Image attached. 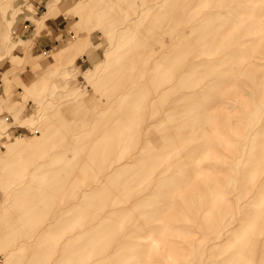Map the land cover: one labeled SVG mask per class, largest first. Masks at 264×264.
<instances>
[{"label":"rangeland","instance_id":"rangeland-1","mask_svg":"<svg viewBox=\"0 0 264 264\" xmlns=\"http://www.w3.org/2000/svg\"><path fill=\"white\" fill-rule=\"evenodd\" d=\"M213 13L216 16L221 14L220 18L214 17L215 14L211 17ZM263 24L264 0H0V264L65 263L61 246L69 235H66V229L75 235L88 227L112 228L117 215L127 211L132 214L125 224L129 227H125L123 233L131 236L136 247L121 264H248L249 256L264 242V223H260L264 222V204L245 188L246 183L251 181L250 186L257 189L258 181L248 179L243 172L254 165L232 159L227 151L218 153L209 150L203 155L195 173H198L196 176H199L208 198L191 194L186 179L190 175L192 161L188 150L196 142L190 136L191 127L204 116V109L209 105L208 88L217 82L214 80L217 69L214 68H220V60L230 58V51L241 40L242 52L248 45L246 50L252 53L244 52L247 59L240 61L239 72H262L264 54L246 39L251 37L255 40L259 35L264 36V31L260 30ZM199 26L200 29L205 28L201 31ZM208 26L210 31H207ZM233 36L237 43H233ZM225 37H232L234 46ZM179 39L183 46L186 41L190 45L186 44L190 48L187 56L189 63L182 67L181 95L185 100L181 98V104H176H180L182 109L176 122L180 123L178 130L183 134L175 140L168 138L167 143H170L171 150L180 148L171 160L183 163L186 159V162L182 171L178 168L156 169L148 177L149 162L139 161L138 158L145 156L152 147L154 153L162 152L161 143L165 139L160 133L156 134L155 124H147L150 106L147 95L153 86L152 83L146 85V78L155 65L164 63L165 57L159 53L168 51V48H161L162 40L170 43ZM177 73L181 75L180 71ZM243 77L237 76V81L229 78L219 80L218 83L226 87V92L230 94L221 109L238 117L239 131L250 136L264 124V100L257 106L248 105L255 100L256 94L242 80ZM144 83L147 86L145 89L142 87ZM190 85H193L192 88ZM191 90L194 91L193 98L189 96ZM243 146L238 151L241 156L247 150ZM174 158L177 160L174 161ZM44 163L48 165L41 171H47L49 177L56 172L55 178L66 179L62 193L64 200L54 201L56 195L49 201L47 199L48 202L45 201L43 207L29 218L28 226H23L21 222L8 226L5 206L20 190L23 191L21 203L22 200L26 203L24 207L30 206L23 198L26 192L34 196V202L42 199L43 196L38 199V184L33 172L38 169L37 164ZM53 163L58 164L55 166ZM60 167L63 170L57 171ZM181 176L187 178L182 179ZM211 179L213 182L220 179L221 190L229 203L228 208L219 209L218 220L213 219V212L220 195ZM62 201L68 205L66 219L60 216L62 212L57 213L55 218H49L45 209ZM168 201L173 203L176 213L173 220L168 221V234L172 235L171 242L176 240L175 244L184 248L182 251L185 252L177 258L172 257L167 250L169 248L156 238L166 223L167 215L163 218V211ZM247 210L253 211L256 217L252 215L247 222H243ZM191 211L195 214L193 219L188 216ZM97 218H102L103 223L95 224ZM60 219L64 221L62 226ZM57 228L58 231H65L61 230L55 245L47 236ZM254 234L256 236L252 241ZM216 236L218 239L214 240ZM147 244H152L150 257L153 259L139 256L138 247ZM216 251L225 254L217 256L222 258L220 262L216 259ZM102 252V248L88 249L90 257L82 256L81 263H105L106 259H94V255ZM116 253L113 263L120 262L121 256ZM243 256L245 260L241 261ZM71 264H77V261L73 260ZM256 264H261V260Z\"/></svg>","mask_w":264,"mask_h":264},{"label":"bare ground","instance_id":"bare-ground-1","mask_svg":"<svg viewBox=\"0 0 264 264\" xmlns=\"http://www.w3.org/2000/svg\"><path fill=\"white\" fill-rule=\"evenodd\" d=\"M119 1V0H118ZM121 1V0H120ZM127 1V0H126ZM192 1V0H191ZM196 1V0H194ZM206 1V0H205ZM116 2V1H115ZM182 2V1H181ZM180 2V3H181ZM184 2V0H183ZM224 2V1H223ZM117 3V2H116ZM120 3V2H119ZM123 3V2H122ZM180 3H179V6H180ZM192 3V2H190ZM188 3V4H190ZM125 4V3H124ZM186 5V4H185ZM220 5V4H219ZM121 6V5H120ZM124 6V5H123ZM187 6V5H186ZM69 7V6H68ZM126 7V6H125ZM203 7V6H202ZM125 10V9H124ZM220 10V9H219ZM223 10V8H222ZM227 10V9H226ZM224 10V11H226ZM208 11V10H207ZM223 11V12H224ZM217 12V11H216ZM215 12V13H216ZM203 13V12H202ZM211 14V17H213V15L215 14ZM220 13V12H219ZM258 13V11H257ZM116 14V13H115ZM120 14V13H119ZM208 14V13H207ZM218 14V13H217ZM117 15V14H116ZM187 15V14H186ZM206 16V14H204ZM203 15V16H204ZM221 14H219L220 16ZM118 16V15H117ZM200 16V15H199ZM209 16V15H208ZM219 16H216V14L214 15V17H219ZM108 17L110 18V16L108 15ZM113 17V16H112ZM211 17H209L210 19H212ZM115 18V17H114ZM220 18V17H219ZM108 19V18H107ZM202 19V18H200ZM214 19V18H213ZM197 20V19H196ZM208 20V19H207ZM206 20V21H207ZM116 21V19H115ZM217 21V20H216ZM208 22V21H207ZM211 22V21H210ZM258 22V21H257ZM256 22V23H257ZM218 23V22H217ZM202 24V23H201ZM207 24V23H205ZM222 24V23H220ZM255 24V22H254ZM204 25V23H203ZM264 25V24H263ZM198 26V25H197ZM217 26V25H216ZM257 26V25H256ZM176 27V26H175ZM203 27V26H202ZM205 28V26L203 27V29ZM231 28V27H230ZM237 28V27H236ZM199 30H203V29H200V26L198 28ZM255 29V28H254ZM258 29V28H257ZM206 30V29H205ZM226 30V28H225ZM230 31V29H228ZM262 32L264 31V27H262L260 29ZM197 31V30H196ZM207 31H210L209 30V26H208V29ZM259 31V30H258ZM200 31H198L199 33ZM214 32V30H213ZM225 32V31H224ZM222 32V33H224ZM245 32V31H244ZM243 32V34H244ZM247 32V31H246ZM254 32V31H253ZM227 33V32H226ZM256 33V30L255 32ZM253 33V34H254ZM189 34V33H188ZM203 34V33H201ZM212 34V33H211ZM228 34V33H227ZM227 34L225 36H227ZM241 34V33H240ZM242 34V35H243ZM261 34V33H260ZM247 35V34H245ZM257 35V34H256ZM201 36V35H200ZM220 36V35H219ZM223 36V35H222ZM228 36H231V35H228ZM249 36V35H248ZM165 37V36H164ZM202 38L204 36H201ZM212 37V35H211ZM235 36H233L234 38ZM243 37V36H242ZM247 37V36H246ZM201 38V39H202ZM214 38V37H213ZM224 38V36H223ZM226 38V37H225ZM239 38V37H238ZM241 38V36H240ZM245 38V37H243ZM166 39V37H165ZM169 39V38H167ZM204 39V38H203ZM219 39V38H218ZM226 39H229L231 44H233L234 42H236L235 39L233 40L232 37L230 39L229 38H226ZM206 40V38L204 39ZM211 40V38H210ZM232 40H233V43H232ZM240 40V39H239ZM181 39H179L177 42L175 41H169L170 43L166 42L165 40L163 41L162 40V45H161V48L163 47H166L168 48V51H164V52H161L159 53L160 56H164L165 59H164V63L162 65H158L150 70L151 73L148 74V81L146 82V85L149 83H152V88L150 89L149 93H148V100L150 102V106H148V118H147V124H149L150 126L152 124H155L157 126L156 128V134L157 132L160 133L161 135H163V139H165V142H162L161 144L163 145V148H162V152H160L159 154H156L154 153V148L152 147V149H149V152L146 153L145 156L143 157H139V161H142V160H145L146 162H149L148 164V172H147V176L148 177H151L153 172L156 170V169H166L169 170L171 168H178L180 171L183 170L184 166H185V163L186 162V159L183 163H179L178 160L176 158H174V161L175 159L177 161L173 162V160H171V158H173L172 156L176 154V152H178V148L179 147H176L175 150H171L169 147H170V143L168 142L167 143V140L168 138H171L173 140H175V138H177L178 135L180 134H183L182 132H180L178 130L179 126H180V123L179 122H176L177 119L180 118V115L182 114V109H181V106H180V102H181V98L184 99L181 95V87H182V77H183V73H182V67L186 64L187 62V56L189 55V52H190V48L187 46L189 45V42L187 44V41L186 43H184L185 45L183 46L181 44ZM197 41V40H196ZM208 41V40H206ZM238 41V40H237ZM241 41V40H240ZM238 41V46L236 47H232L233 49L230 51V58H227L226 61L225 59L224 60H220L218 62V65H220V68H214L216 70V76L214 77V80H216L217 82L213 85L212 83V87L208 88L210 89L209 90V97L208 98V103L209 105L206 106V108L204 109V116L200 119H198L196 122H195V125L191 127V131H190V136H192V138L194 139V141H196L194 143V147L191 145V148H189L188 150V154L189 156H191L192 158V161L189 165V167L191 168L190 169V175L188 177V180L186 179L187 175L186 176H183L185 177L184 179H186V186L189 188V192L193 195H196V196H204V197H207L208 196V193L207 191L203 188L202 186V183L200 181V178L199 176L197 177L196 175L198 174H195L197 172V167L199 166L200 164V160L202 161V157L205 153H207L209 150H212L213 152H229V154L231 155V158L232 159H239L243 162H246L248 164H250L249 166H253L250 167V168H247V169H244L243 172L246 174V177L248 179H252L254 181H258L257 182V191L254 190L251 186H250V182L246 183V189H247V192H250L252 194V192L255 194L254 196H256L260 202L262 204H264V124L263 125H259L260 127L255 131V132H250L251 135H246V136H249V138H247L244 133L240 132L239 131V127H238V123H239V118L238 117H235V116H232L230 115L228 112L226 111H223L221 108H223L224 106V102L226 99H228L230 96V94H228L226 92V87H223L220 85L219 80H221V78L223 79H233L234 81H237L235 78L239 75H244L243 77V81L250 87V89L252 90L253 93L256 94V97L254 98L255 100L252 101L250 104H248L249 106H257L260 104V102L262 100H264V70L260 73H253L251 71H248V70H245V71H248V72H245L246 74L244 73H240L239 70L241 71V69H239L238 65L239 63H241L240 61L244 59H247V56L244 54L245 51H247V47L248 45H246L247 47H243L245 48V51L242 52L241 50V46L240 44L242 42ZM179 42V43H178ZM211 42V41H210ZM217 42H220V43H223V41H217ZM226 45L228 44V41H226ZM245 42V41H244ZM246 42L247 43H252V47L255 48V49H258L260 50L263 54H264V36H261L259 35V38L258 39H255L253 40L251 37L250 38H247L246 39ZM206 42H204L205 44ZM215 43V42H214ZM237 43V42H236ZM246 43V44H247ZM210 44V43H209ZM208 44V45H209ZM213 44V42H212ZM219 44V43H218ZM223 44H221L220 46H222ZM190 46V45H189ZM207 46V44H206ZM205 46V47H206ZM216 46V45H215ZM231 46V45H230ZM234 46V44L232 45ZM245 46V45H244ZM184 47V48H183ZM198 47V46H197ZM202 48V47H201ZM207 48V47H206ZM220 48V47H218ZM226 48V47H225ZM250 48V47H249ZM248 48V49H249ZM253 48H250V49H253ZM22 49V48H21ZM205 49V48H204ZM221 50V49H219ZM228 50V49H227ZM230 50V48H229ZM244 50V49H243ZM254 50V49H253ZM197 51V50H196ZM208 51V50H207ZM222 51V50H221ZM219 51V53L221 52ZM204 52V51H203ZM216 52V51H215ZM250 52V50H249ZM249 52L247 51V53L249 54ZM257 52V51H256ZM259 52V51H258ZM194 53V52H193ZM205 53V52H204ZM218 53V52H217ZM223 53V52H222ZM225 53V51H224ZM223 53V54H224ZM229 53V52H228ZM246 53V54H247ZM252 53V51L250 52ZM245 56H244V55ZM254 54V53H253ZM192 55V53H191ZM212 55V54H210ZM226 55V54H225ZM229 55V54H228ZM243 55V57H242ZM250 55V54H249ZM249 55H248V58H249ZM194 56V54H193ZM219 56V55H218ZM252 56V55H251ZM191 57V56H190ZM197 57V56H196ZM207 57V56H206ZM246 57V58H245ZM204 58V57H203ZM214 58V57H213ZM189 59V58H188ZM208 59V58H207ZM216 59V57H215ZM218 59V57H217ZM223 59V58H222ZM250 59V58H249ZM264 59V58H263ZM190 60V59H189ZM191 60H194V58H191ZM156 63V61H154ZM192 62V61H191ZM196 62V61H194ZM189 63V62H187ZM209 63V62H208ZM213 64V63H212ZM217 64V63H215ZM242 64V63H241ZM188 65V64H187ZM200 65V63H199ZM214 65V64H213ZM207 66V65H206ZM216 66V65H214ZM223 66V67H222ZM213 67V66H212ZM209 68V67H208ZM211 68V67H210ZM202 69V68H201ZM177 71H180L181 75H179V73H177ZM210 72V71H209ZM215 73V72H214ZM205 75V74H203ZM207 76V74H206ZM191 77V76H190ZM205 77V76H204ZM211 78V77H209ZM228 79V80H229ZM208 80V78H207ZM230 82V81H229ZM198 83V82H197ZM202 83V82H201ZM204 83V82H203ZM207 83V82H205ZM222 84V83H221ZM229 84V83H228ZM232 84V83H231ZM144 85L142 86L143 89H145L147 86ZM193 86V85H192ZM192 86L190 85V87L192 88ZM197 88V87H196ZM149 89V88H148ZM196 91V90H195ZM201 91V90H200ZM206 91V90H205ZM146 92V91H145ZM199 92V91H198ZM239 92V91H238ZM204 93V92H203ZM239 94V93H238ZM258 95V97H257ZM189 96H191L193 98L194 95V91L191 90L189 92ZM240 99V97H239ZM247 99V98H246ZM185 100V99H184ZM183 100V102H184ZM204 100H207V99H204ZM207 102V101H206ZM180 103L179 105L176 106V104ZM149 105V104H148ZM184 105V104H183ZM239 105V104H238ZM260 107V106H259ZM244 108V107H243ZM226 109V108H225ZM189 110V109H188ZM239 110V109H238ZM241 111V110H240ZM260 111V110H259ZM186 112V111H185ZM191 113V112H190ZM200 113V112H198ZM262 114V113H261ZM260 114V115H261ZM264 114V113H263ZM178 117V118H177ZM244 118H245V115H244ZM246 119V118H245ZM189 122V121H188ZM264 122V120H263ZM244 123V122H243ZM190 125V124H189ZM145 126V124H144ZM187 128V127H186ZM145 129V127H144ZM254 129V127H253ZM252 129V130H253ZM228 132V133H226ZM151 133V131H150ZM152 135V133L150 134V136ZM158 135V134H157ZM149 136V135H148ZM148 138V137H147ZM243 138H245L243 140ZM149 139V138H148ZM156 140L159 142V138L156 137ZM178 140V139H177ZM176 141H173V143L177 142ZM189 140V139H188ZM153 141V139H152ZM182 141H185V139H182ZM250 142V143H249ZM12 143V142H11ZM142 145V143H141ZM244 145V149H247L249 150V152H246L247 150H245V154L243 156H241L240 153H238L239 151V148H241V146ZM180 149V148H179ZM138 152V151H137ZM136 152V153H137ZM210 153V152H209ZM114 154V153H113ZM225 155V154H224ZM181 156V154H180ZM209 157V156H208ZM229 157V156H228ZM131 159V157L129 158ZM134 159V158H133ZM137 158L134 159V160H138ZM53 160V158H52ZM189 160V159H188ZM131 162V161H129ZM54 164V163H53ZM58 164V163H57ZM56 163L54 164L55 166L57 165ZM243 164V163H242ZM48 164H40L36 166V168H38L36 171L33 172V178L37 180V191L39 193L38 195V199L40 196H43L41 200H38L37 202H34V196L33 195H30L29 192H26L23 194V198L24 199H27L28 202L30 203V206L29 207H24V205H26V203H23V200H22V203H21V199L22 197L20 198V195L21 193L23 192L22 190H20V193L17 194V196H15L11 201L7 202L6 203V210L4 212L5 216H6V219H7V223H8V226H15V224L17 223H20L23 225V226H28L27 222L29 220L30 217L33 216V214L39 209V208H42L43 205L45 204V201H48L53 199L55 197V195L57 196L55 198L54 201L58 200L60 202V200H64L63 199V196H62V193L65 189V182H66V179L64 177L60 178H55L56 176V172L52 175H50L49 177V173L47 171H41V170H44V168L47 166ZM108 165V164H107ZM118 166V165H117ZM122 166V165H121ZM206 166V165H205ZM207 167V166H206ZM242 167V165H241ZM240 167V168H241ZM244 167V165H243ZM113 168V167H112ZM225 168V167H224ZM62 167H60L59 169H57V171H61ZM177 169V170H178ZM206 168H204L205 170ZM239 169V168H238ZM63 170V169H62ZM166 170V171H167ZM178 170V171H179ZM241 170V169H239ZM238 170V171H239ZM179 171V172H180ZM170 172V171H169ZM186 172V171H185ZM188 172V173H189ZM118 173V172H117ZM187 173V172H186ZM120 174V173H119ZM169 174V173H168ZM176 174V173H175ZM178 174V173H177ZM176 174V175H177ZM218 174V173H217ZM68 175V174H67ZM125 175V174H124ZM172 175V174H171ZM181 175V174H180ZM183 175V174H182ZM54 176V178H53ZM211 176V174H210ZM222 176V174H221ZM182 177V176H181ZM182 177V179H183ZM218 177V176H217ZM53 178V179H52ZM240 179V177H237ZM180 179V178H179ZM140 180V179H139ZM138 180V181H139ZM206 180V179H204ZM203 180V181H204ZM95 181V180H94ZM181 181V180H180ZM179 181V182H180ZM248 181V180H247ZM183 182V181H182ZM211 182L213 185L216 186V190L218 189V194L220 195L219 196V199H218V204L217 206L215 207L214 209V212H213V216H214V220H218L217 217L220 215V210H222L221 208L222 207H226L228 208L229 207V203L228 201L226 200L225 198V195L223 193V191L221 190L222 188V184L220 182V179H218L217 181H214L213 182V179H211ZM240 182V181H239ZM117 183V182H116ZM158 183V182H157ZM178 183V181H177ZM185 183V182H184ZM206 183V182H205ZM237 184V183H236ZM252 184V183H251ZM255 184V182H254ZM156 185V184H154ZM171 185V184H170ZM181 185V184H179ZM168 186V185H167ZM178 186V185H177ZM176 186V187H177ZM183 186V185H182ZM211 186V185H210ZM241 186V184H240ZM161 187V186H160ZM175 187V186H174ZM254 187V188H256ZM143 188V187H142ZM154 188V187H153ZM178 188V187H177ZM183 188V187H182ZM211 188V187H210ZM215 188V187H214ZM150 189V188H149ZM152 189V188H151ZM167 189V188H166ZM171 189V188H170ZM223 189V188H222ZM119 190V189H118ZM108 191V190H107ZM105 190V192H107ZM151 191V190H150ZM153 191V190H152ZM165 191V189H164ZM187 191V190H186ZM241 191V190H240ZM255 191V192H254ZM115 192V190H114ZM168 192V191H166ZM116 193V192H115ZM148 193V192H147ZM161 193V192H160ZM165 193V192H163ZM185 193V191H184ZM112 194V193H111ZM146 194V193H144ZM170 194V193H169ZM187 194V193H185ZM184 194V195H185ZM238 194V193H237ZM241 194V193H240ZM118 195V194H117ZM179 195V194H178ZM183 195V193H182ZM235 195V194H234ZM243 195V194H242ZM108 196V195H107ZM157 196V195H156ZM190 196V195H189ZM188 196V197H189ZM240 196V195H239ZM120 197V196H119ZM133 197V196H132ZM174 197V195H173ZM176 197V195H175ZM181 197V195H180ZM245 197V196H244ZM101 198V197H100ZM141 198V197H139ZM186 198V197H185ZM197 198H200V197H197ZM208 198V197H207ZM241 198V196H240ZM250 198V197H249ZM123 199V198H122ZM164 199V198H163ZM175 199V198H174ZM177 199V198H176ZM105 200V199H104ZM198 200V199H197ZM47 201V202H48ZM106 201V200H105ZM187 201V200H186ZM239 201V199H238ZM242 201V200H241ZM133 202V201H131ZM169 204L167 205V207L164 209V217L165 218V215H167V219H166V223L164 224V227L162 228V232L158 234V236L156 235V238L160 241H162V244L164 246H167V250H169V252H171V256L172 257H180L182 255V253H185L183 252L182 250V247H179L177 244H175V242H171V238H172V235H169V227H168V221L170 220V222L173 220V214H176L174 213L175 210L173 208V203H170V201H168ZM179 202V200H178ZM191 202V201H190ZM199 202V201H198ZM197 202V203H198ZM244 202V201H243ZM243 202H241V204H243ZM247 202V201H246ZM251 202V201H250ZM54 203V202H53ZM107 203V202H106ZM233 203V202H232ZM236 203V202H235ZM234 203V204H235ZM254 203V202H253ZM52 204V203H51ZM180 204V203H179ZM187 204V203H186ZM190 204V203H189ZM194 204V203H191V205ZM162 205V204H161ZM231 205V204H230ZM255 205V204H253ZM91 206V205H90ZM128 206V205H127ZM126 206V207H127ZM160 206V205H159ZM175 206V205H174ZM183 206V205H182ZM207 206V205H206ZM240 206V205H239ZM22 207V209L18 212V210ZM124 208V206H122ZM163 207V206H162ZM161 207V208H162ZM187 207V206H186ZM209 207V206H208ZM247 207V205L245 206ZM252 207V206H251ZM255 207V206H254ZM130 208V206H129ZM133 208V207H132ZM131 208V209H132ZM207 208V207H206ZM214 207H212L211 209H213ZM68 205L67 203L64 201H62L61 203H59L58 205H52V207L50 209H45L46 212L48 213V217L49 218H55L56 214L57 213H61L60 216L61 217H64L66 219L67 215H68ZM116 209V208H115ZM114 209V210H115ZM157 209V208H156ZM193 209V208H192ZM196 209V208H195ZM120 210V209H119ZM133 210V209H132ZM162 210V209H161ZM205 210V209H204ZM207 210V209H206ZM241 210V209H240ZM251 210V209H250ZM255 210V209H254ZM230 211V209H229ZM115 212V211H114ZM135 212V211H134ZM181 212V211H179ZM185 212V211H184ZM183 212V213H184ZM197 212V211H196ZM203 212V211H202ZM246 212V211H245ZM244 212V213H245ZM253 212V211H252ZM251 211L248 212L247 210V214L245 215V218L243 220V222H247L249 218L252 217V215L254 213H252ZM259 212V211H258ZM116 213V212H115ZM190 213L188 216L193 219V217L195 216L194 214V211H191V212H188ZM187 213V214H188ZM238 213V212H237ZM255 213H257L255 211ZM100 214V213H99ZM113 214V213H112ZM131 211H127V212H123L121 214H116L117 217H116V222L114 224V227L112 228H107L105 230L103 229H100L98 227H88L87 229H85L84 231H77L75 233V235H72L71 234V230L69 231L68 229H66V242L61 246V251L64 252L63 253V256H64V261L65 263H62V264H71V261L75 260L77 261V264H82L81 263V260H82V256H84L85 258L86 257H90V255L87 253L88 249H92L94 248V250H99L100 248L103 249V252L102 253H98L96 255H94V259H98V261H100L99 259H106L105 260V263H102V264H121L123 263L122 261H124L128 255L130 254L131 250L134 249V247H136L135 245H133L134 243L132 242L131 240V236H127L126 234L123 233V230L126 228H128L127 226H125L126 224V221H128V219L130 218L131 216ZM136 214V213H134ZM185 214V213H184ZM198 214V213H197ZM229 214V212H228ZM115 215V214H114ZM137 215V214H136ZM259 215V214H258ZM230 216V215H229ZM243 216V215H242ZM254 216V215H253ZM177 217V216H176ZM202 218V216H200ZM210 217V216H209ZM237 217V216H236ZM241 217V216H240ZM244 217V216H243ZM256 216H254L255 218ZM162 218V217H161ZM188 218V219H190ZM198 218V217H197ZM200 218V220H202ZM228 218V217H227ZM239 218V217H238ZM252 218V219H254ZM93 219V218H92ZM91 219V220H92ZM141 219V218H140ZM229 219V218H228ZM243 219V218H242ZM251 219V220H252ZM261 219V218H260ZM62 221V224L60 226L63 225V219H60ZM136 220V219H135ZM139 220V219H138ZM162 220V219H161ZM96 221V220H95ZM97 221L98 222H94L95 224H101L103 223L102 221V218H97ZM157 221V220H156ZM159 221V219H158ZM238 221V220H237ZM255 221V220H253ZM132 222V221H131ZM135 222V221H134ZM204 222V221H203ZM202 222V226H204L205 224ZM208 222V221H207ZM129 223V222H128ZM161 223V222H160ZM163 223V222H162ZM198 223V222H197ZM209 223H211L209 221ZM225 223V222H224ZM252 223V222H251ZM260 223H264V222H261ZM199 224V223H198ZM197 224V225H198ZM207 224V223H206ZM227 224V223H226ZM238 224V222H237ZM253 224V223H252ZM94 224H92L93 226ZM111 225V224H110ZM128 225V224H127ZM131 225V224H130ZM138 225V224H137ZM140 225V224H139ZM144 225V224H143ZM161 225V224H160ZM185 225V224H184ZM247 225V224H245ZM113 226V224H112ZM159 226V225H158ZM170 226V225H169ZM223 226V225H222ZM107 227H110L109 225ZM145 227V226H144ZM189 227V226H188ZM197 227V226H196ZM224 227V226H223ZM233 227V226H231ZM230 227V228H231ZM240 227V226H239ZM239 227H235V228H239ZM59 228V227H58ZM58 228L56 229L57 231H54L53 233L51 232L49 234V236H47L48 238H52V244L55 243V245L58 243V239L59 237L61 236V232L65 231V229H61L58 231ZM132 228V227H130ZM161 228V227H160ZM204 228V227H203ZM206 228V227H205ZM204 228V229H205ZM215 228V227H214ZM217 228V227H216ZM222 228V227H221ZM258 228V226H257ZM137 229V228H136ZM146 229V228H145ZM159 229V228H157ZM208 229V228H207ZM211 229V228H210ZM213 229V228H212ZM241 230L243 229V227L240 228ZM264 229V228H262ZM128 230V229H127ZM138 230V229H137ZM181 230V229H180ZM220 230V229H219ZM218 230V231H219ZM232 230V229H231ZM236 230V229H234ZM240 230V231H241ZM259 230V229H258ZM257 230V231H258ZM126 231V230H125ZM147 231V229H146ZM160 231V229L158 230ZM204 231V230H203ZM206 231V229H205ZM239 231V230H237ZM139 232V231H137ZM154 232V231H153ZM197 232V231H196ZM253 232V231H252ZM235 233V232H234ZM242 233V232H241ZM255 233V232H254ZM258 233V232H257ZM143 234V233H142ZM140 234V235H142ZM149 234V233H147ZM152 234V232H151ZM157 234V233H156ZM183 234V233H182ZM198 234V233H197ZM210 234V233H209ZM245 234V233H244ZM247 234V232H246ZM261 234V233H260ZM150 235V234H149ZM225 235V234H224ZM235 234H233L234 236ZM242 235V234H240ZM262 235V234H261ZM145 236V235H144ZM209 236V235H208ZM231 236V235H230ZM232 236V237H233ZM252 236V235H251ZM250 236V237H251ZM254 236H256L255 234L253 235L252 237V241H253V238ZM259 236V234H258ZM141 237V236H140ZM212 237V236H211ZM210 237V238H211ZM217 237V236H216ZM222 237V236H221ZM224 237V236H223ZM227 237V236H226ZM236 237V235H235ZM263 237H264V234H263ZM146 238V237H145ZM183 238V237H182ZM181 238V239H182ZM220 238V237H219ZM237 238V237H236ZM147 239V238H146ZM173 239V238H172ZM178 239V238H177ZM185 239V238H184ZM201 239V238H200ZM209 239V238H208ZM215 239H218L217 238H214ZM225 239V238H224ZM229 239V238H228ZM261 239V238H260ZM263 239V238H262ZM213 240V241H214ZM250 240V239H249ZM147 241V240H146ZM149 241V240H148ZM147 241V242H148ZM194 241V240H193ZM223 241V239H222ZM231 241V240H230ZM255 241V239H254ZM258 241V240H257ZM261 242V240H259ZM154 242V241H153ZM155 242H156V239H155ZM220 242V241H219ZM218 242V243H219ZM247 242V241H246ZM215 243V242H214ZM228 243V242H227ZM153 244V243H152ZM152 244H147V245H143V246H140L138 247L139 249V256L141 257H149L151 259H153V257H150V248H151V245ZM224 244V243H223ZM234 244V243H233ZM252 244V242H251ZM261 244V243H259ZM210 245V244H208ZM248 245V244H247ZM38 246H41V244H39ZM53 246V245H52ZM181 246V245H180ZM205 246V245H204ZM228 246V245H227ZM28 247V246H26ZM163 247V246H162ZM241 247V246H240ZM256 247V246H255ZM254 247V248H255ZM213 248V247H212ZM224 248V247H223ZM226 248V246H225ZM229 248V247H228ZM239 248V247H238ZM258 248V247H257ZM52 249V248H51ZM82 249L84 251V253H82ZM165 249V248H164ZM196 249V248H195ZM203 249V247H202ZM201 249V250H202ZM214 249V248H213ZM243 249V248H242ZM166 250V251H167ZM215 250V249H214ZM241 250V249H240ZM246 250H249L246 248ZM245 250V252H246ZM58 251V250H57ZM165 251V252H166ZM186 251V250H185ZM193 251V250H192ZM200 251V250H199ZM213 251V250H212ZM211 251V252H212ZM234 251V250H233ZM255 251V250H253ZM117 252V253H116ZM163 252V251H162ZM206 254H208V252L205 250ZM241 252V251H240ZM244 252V253H245ZM56 253V252H55ZM118 254L117 256H121V258L119 259L120 262H117V263H113V261L115 260L114 258H117V257H114V255ZM200 253V252H199ZM199 253L197 255H199ZM210 253V252H209ZM238 253V252H237ZM164 254V253H163ZM166 254V253H165ZM168 254V253H167ZM216 257L220 254V255H224V253H222V251L218 252L216 251L215 253ZM243 254V253H242ZM250 254V252H249ZM132 255V254H131ZM130 255V256H131ZM159 255V254H158ZM162 254H160L161 256ZM231 255V254H230ZM246 255V254H245ZM244 255V256H245ZM164 256V255H163ZM183 256V255H182ZM236 256V255H235ZM244 256L243 258L240 257L241 261L244 259ZM247 256V255H246ZM114 257V258H113ZM132 257V256H131ZM166 257V256H164ZM192 257V256H191ZM198 257V256H197ZM196 257V259H197ZM206 257V256H204ZM238 257V256H237ZM119 258V257H118ZM207 258V257H206ZM211 258V257H209ZM130 259V258H129ZM216 259L219 260L220 262V259H222L220 257H217ZM214 259V260H216ZM226 259V257H225ZM238 259V260H240ZM161 260V259H160ZM164 260V258H163ZM207 260V259H206ZM210 260V259H209ZM232 260V259H230ZM229 260V261H230ZM245 260V259H244ZM261 260V264H264V242L260 245L259 249L257 251H255L253 254H251L249 256V258L247 259L248 261V264H256V262H260ZM204 261V260H203ZM211 261V260H210ZM210 261H208L210 263ZM213 261V259H212ZM211 261V262H212ZM96 262V261H95ZM94 262V263H95ZM206 262V263H208ZM218 262V261H217ZM223 262V261H222ZM221 262V263H222ZM228 262V261H227ZM147 263V262H146ZM145 263V264H146ZM229 263V262H228ZM235 263V262H234ZM240 263V262H239ZM96 264H99L98 262ZM144 264V263H143ZM204 264V262H203ZM215 264V263H214ZM243 264V263H241Z\"/></svg>","mask_w":264,"mask_h":264}]
</instances>
